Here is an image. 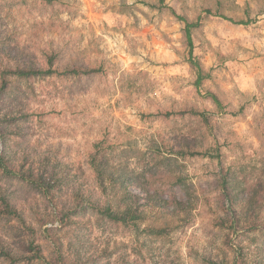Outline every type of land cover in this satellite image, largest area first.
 Segmentation results:
<instances>
[{
    "label": "rangeland",
    "instance_id": "374dc122",
    "mask_svg": "<svg viewBox=\"0 0 264 264\" xmlns=\"http://www.w3.org/2000/svg\"><path fill=\"white\" fill-rule=\"evenodd\" d=\"M49 56L101 71L2 78ZM4 82L0 195L17 216H0V251L16 262L0 264H264V0H0ZM126 196L137 223L74 213Z\"/></svg>",
    "mask_w": 264,
    "mask_h": 264
},
{
    "label": "trees",
    "instance_id": "16d2710c",
    "mask_svg": "<svg viewBox=\"0 0 264 264\" xmlns=\"http://www.w3.org/2000/svg\"><path fill=\"white\" fill-rule=\"evenodd\" d=\"M165 0H160V4L164 5ZM206 13L210 15L212 12L210 10H207ZM180 20L185 22V31L186 35L188 38V42L190 45V54L193 55V46H192V29L196 27V23H191L188 22L185 18H180ZM199 24V22H198ZM55 61V56H49L48 57V65L49 68L46 70H15V71H5L2 73V78H4L6 75H14L20 78H28L31 76H43V77H48V76H53V75H73V76H78L80 74L82 75H91V74H96L101 71V69H79V68H74V69H69L65 70L64 72H59L57 69H53L52 66ZM190 64L196 69L197 73V81H196V86L197 88L201 87V84L203 80L207 77L204 76V70L200 66V63L196 60H190ZM6 83L2 85L0 88V93L5 89ZM208 95L212 98V100L217 104L220 105V100L219 98L209 92ZM185 113H188V111L182 112L181 115H185ZM190 113L192 115L196 116H202L203 114H200L199 112L195 110H190ZM167 117H170L172 113L165 114ZM106 148L103 146V142H96L93 145V151L91 152L89 156V164L90 166L94 169V171L99 175L102 176L104 174V171L107 167L108 160L106 158ZM187 152L180 150L177 152V155L180 156H186ZM190 155H201L200 152L192 153ZM204 155H210V157H213V154H204ZM49 191V190H48ZM122 200H116V202L110 201L106 202L105 204H99V203H92L91 201H86V204H83V201H80L76 204L75 211L76 212H82V211H87V210H92L94 212V215L97 218L105 219L110 223L114 224H121V225H130L131 223H137V221L141 218L139 209L134 208L132 204L130 203H124L123 201H128L127 196L122 197ZM61 215V214H60ZM0 216H17V211L15 210V207L11 204L10 200L4 196L0 195ZM72 220L69 219L68 216L62 215L61 219L59 220V225L61 228L66 227L68 224H70ZM231 229H234V224L231 226ZM53 230V229H52ZM46 231H50V229H47ZM172 229L171 228H151L150 233L155 234L157 236H164L169 233H171ZM234 238L238 236V231L234 230L232 231V234ZM229 235V239L232 240L233 236ZM58 242V241H57ZM30 249L33 250V245L30 246ZM38 252H36V259L42 258L39 256V248H37ZM0 257L5 258L6 260H9L11 262H16L14 258L8 253V252H3L0 251Z\"/></svg>",
    "mask_w": 264,
    "mask_h": 264
}]
</instances>
